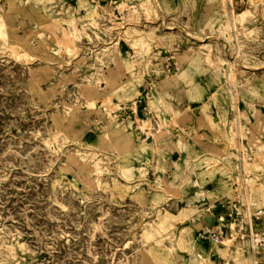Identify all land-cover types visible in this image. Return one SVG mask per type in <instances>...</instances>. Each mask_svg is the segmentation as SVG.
Returning <instances> with one entry per match:
<instances>
[{
  "label": "rangeland",
  "instance_id": "374dc122",
  "mask_svg": "<svg viewBox=\"0 0 264 264\" xmlns=\"http://www.w3.org/2000/svg\"><path fill=\"white\" fill-rule=\"evenodd\" d=\"M156 1L0 0V264H264V0ZM152 49L218 51L227 153L137 116Z\"/></svg>",
  "mask_w": 264,
  "mask_h": 264
},
{
  "label": "crops",
  "instance_id": "0c3cea01",
  "mask_svg": "<svg viewBox=\"0 0 264 264\" xmlns=\"http://www.w3.org/2000/svg\"><path fill=\"white\" fill-rule=\"evenodd\" d=\"M161 1L167 3L168 7L170 4L175 5L177 3V0ZM190 50L195 52L196 55L192 56ZM151 54L157 56V59L153 62V66H155L153 68L157 71V75H145L139 84L136 83L141 87L128 89L127 91L128 96L134 90L140 96V98L136 97L137 101L135 102L137 116L144 121H150L155 128L158 124L166 126L171 134L205 135L209 139H213L217 149L227 153L229 151L227 141L221 135V141L216 142L214 140L216 132L210 129V125L205 121V118L210 117L213 121L219 122L224 117L225 102L222 100V107L216 108L212 101L217 91L216 86L220 81V76L216 75V71L209 64L215 62L218 51L215 49H152ZM227 70L230 71L227 66L222 67L221 70V78L224 79V83L228 81L226 79ZM126 83L127 86L135 84L134 82L130 83V79ZM235 95L236 93L231 89L230 99L232 97L236 99L237 96L235 98ZM236 100L240 103L238 99ZM207 104L211 107L209 116L201 112ZM232 105L230 109L231 117L235 120L236 110L234 104ZM128 107L131 109L130 106ZM126 108V106L122 107L124 112L121 113L123 118L121 125L123 129L129 130L134 127L135 116L131 117L133 112L126 111ZM242 112L239 108L237 114L240 117L241 124L245 122L244 117L241 115ZM125 115L126 118H124ZM173 122L179 123V126L173 128L171 126ZM246 151L248 152V150ZM241 152L239 149L238 156L240 157L237 161L239 173L236 177V163L233 161L234 164H229L224 159V165L229 166L235 174L231 179L234 183L246 176L243 173V163L241 162L243 154ZM237 191H241V196L247 198V194L242 190V185H239ZM253 203L255 204V202H252V206ZM250 207L246 200V215L248 212L254 211H250Z\"/></svg>",
  "mask_w": 264,
  "mask_h": 264
},
{
  "label": "built area",
  "instance_id": "2783aa9c",
  "mask_svg": "<svg viewBox=\"0 0 264 264\" xmlns=\"http://www.w3.org/2000/svg\"><path fill=\"white\" fill-rule=\"evenodd\" d=\"M234 106H235V110H236V117H235V125L237 127V129L239 130L242 126L241 122H240V117L238 116L237 112H238V109H239V102L235 99V103H234ZM251 158L250 157H247V161H250ZM243 176H245L243 174ZM248 182V179L247 177L245 176L244 178L241 179V185H242V190L244 193H246V186L245 184ZM254 205V203H253ZM261 210H254L252 212H248L247 213V220L249 222V229L251 231V245H252V248H264V236L262 235H258V234H253L252 233V227L250 226V222L252 223V219H257L260 214H261ZM212 238L214 239V241L218 244H221L222 245V241H221V236H216V235H213Z\"/></svg>",
  "mask_w": 264,
  "mask_h": 264
},
{
  "label": "bare ground",
  "instance_id": "6f19581e",
  "mask_svg": "<svg viewBox=\"0 0 264 264\" xmlns=\"http://www.w3.org/2000/svg\"><path fill=\"white\" fill-rule=\"evenodd\" d=\"M155 4H157V1L155 0ZM224 8V7H223ZM159 13V12H158ZM231 59V58H230ZM230 63H234V60L231 59Z\"/></svg>",
  "mask_w": 264,
  "mask_h": 264
}]
</instances>
